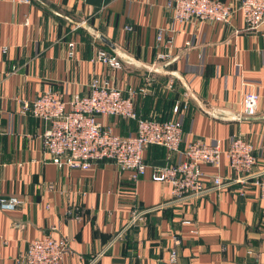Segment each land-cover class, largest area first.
<instances>
[{
  "label": "crops",
  "instance_id": "crops-1",
  "mask_svg": "<svg viewBox=\"0 0 264 264\" xmlns=\"http://www.w3.org/2000/svg\"><path fill=\"white\" fill-rule=\"evenodd\" d=\"M167 1L0 0V198L24 201L12 210L0 207V264H17L29 241L51 226L55 238L68 240L61 264H166L174 247L176 264H264V202L255 187L242 185L241 195L240 184L232 183L175 196L169 183L152 175L181 156L173 154L169 161L158 145L143 150L146 168L135 182L130 171L109 160L92 169L58 168L42 149L45 123L23 112V101L49 88L68 100L86 93L93 78L108 79L124 96L134 92L139 117L179 121L180 149L198 139L217 142L225 151L239 135L256 155L254 171L264 169L259 31L244 30L235 10L227 23L174 25L168 46L157 40L159 29L172 26ZM220 1L237 6L239 0ZM69 42H74L70 58ZM97 48L117 55L121 68L91 62ZM160 53L168 58L159 60ZM245 91L258 96L250 117L239 115ZM99 121L115 134L136 132L132 119L103 116ZM200 168L207 185L213 174L236 176L224 153L218 165Z\"/></svg>",
  "mask_w": 264,
  "mask_h": 264
},
{
  "label": "built area",
  "instance_id": "built-area-1",
  "mask_svg": "<svg viewBox=\"0 0 264 264\" xmlns=\"http://www.w3.org/2000/svg\"><path fill=\"white\" fill-rule=\"evenodd\" d=\"M15 1L28 3V0ZM166 7L170 12L172 26L165 30L159 29L157 33V40L164 41L165 45L173 43L174 25L188 21L227 23L235 10L240 13L243 29L259 31L264 40V0H239L237 6L220 0H168ZM25 23H28L27 20ZM73 55L74 42H69L67 56L70 58ZM167 58L168 54H158L159 60ZM90 61L102 63L111 69L122 66L117 55L102 48L95 50ZM87 88L86 93H76L68 100L64 99L61 91L49 88L32 101H23V112H29L45 123L43 132L39 135L42 149L50 155L51 162L58 168L66 165L71 168L92 169L100 161L109 160L121 169L130 171V177L135 182L145 172L143 150L149 145H158L167 150L166 158L169 161L173 154L179 153L181 156L175 164L155 168L152 175L155 181L169 183L173 195L204 194L238 183L241 195L242 185L249 184L255 187L258 198L264 202V169L254 171L256 155L251 144L243 137L235 135L231 138L225 151H222L217 142L209 144L198 139L188 142L184 149H180L182 127L179 121L139 117L134 110V92L124 96L108 79L93 78ZM141 91L144 92L145 88ZM257 100L255 92H243L239 101V115L253 116ZM178 110L179 106L176 104L173 112L177 113ZM100 116L135 120L136 132L115 134L110 127L102 126L98 120ZM222 153L236 176L225 179L213 174L208 178L210 184L207 185V175L200 165H218ZM23 202V199L16 196L1 197L0 207L12 210ZM72 213V208L67 211L69 216ZM74 216L78 219L77 215ZM137 217L140 219L141 215L135 218ZM53 230L55 227L51 226L42 237L29 241L27 248L15 258L16 263L61 264L63 255L69 251L68 240L55 238ZM178 244L179 241L174 239V245ZM177 257L176 248L170 249L166 264H176Z\"/></svg>",
  "mask_w": 264,
  "mask_h": 264
},
{
  "label": "rangeland",
  "instance_id": "rangeland-1",
  "mask_svg": "<svg viewBox=\"0 0 264 264\" xmlns=\"http://www.w3.org/2000/svg\"><path fill=\"white\" fill-rule=\"evenodd\" d=\"M100 117H103V116H100ZM98 120H99V118H98Z\"/></svg>",
  "mask_w": 264,
  "mask_h": 264
}]
</instances>
